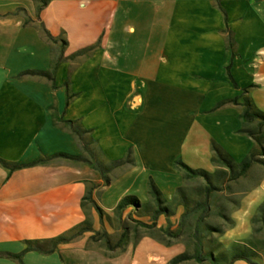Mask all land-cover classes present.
I'll return each mask as SVG.
<instances>
[{
	"label": "crops",
	"instance_id": "obj_1",
	"mask_svg": "<svg viewBox=\"0 0 264 264\" xmlns=\"http://www.w3.org/2000/svg\"><path fill=\"white\" fill-rule=\"evenodd\" d=\"M36 8L34 0H0V160L28 164L53 154L79 155L59 121H77L88 130L103 160L120 158L130 149L141 170L167 175L176 173V158L196 159L209 174L218 169L209 162L210 142L234 163L256 150L237 133L239 107L212 109L248 87L251 104L264 113V0H46L38 13ZM224 30L231 36V58ZM89 47L85 55L69 59ZM227 65L236 89L225 76ZM50 67L52 89L44 78L20 76ZM63 82L75 94L66 105ZM99 186V175L87 165L61 158L10 172L0 167V264H17L3 255L18 254L23 241L53 238L88 217L96 231V215L83 195L88 192L109 217L114 207L100 205ZM215 197L224 201L218 208L225 222L233 224L216 241L246 239L251 232L246 220L264 200V167L252 163ZM231 199L237 203L231 206ZM181 212L177 207L167 219L158 216L151 229L138 227L149 234L132 242L128 233L111 251L89 242L91 234L85 232L50 254L25 252L20 264H120V252L126 250L125 262L135 264V254L149 242L162 245L167 260L190 253L185 235L182 243L166 245L150 236L166 221L169 229L177 224ZM213 214L215 224L223 223ZM124 215L133 226L135 221L151 223L149 215L130 208L120 221ZM254 222L264 234L260 221ZM236 225H243V231L238 233ZM103 229L113 234L105 222ZM263 255L264 249L256 264H264Z\"/></svg>",
	"mask_w": 264,
	"mask_h": 264
},
{
	"label": "trees",
	"instance_id": "obj_2",
	"mask_svg": "<svg viewBox=\"0 0 264 264\" xmlns=\"http://www.w3.org/2000/svg\"><path fill=\"white\" fill-rule=\"evenodd\" d=\"M37 3L36 13L45 5L46 0H34ZM223 14V13H222ZM224 18V17H223ZM224 47L230 53V58L233 57L232 42L229 32L223 31ZM45 37L48 41H54L53 38L45 33ZM92 47L78 50L74 52L69 59L85 55ZM227 80L231 83L232 87L236 89L233 81L228 74V65L224 69ZM52 68L47 72L40 71H27L22 72L20 76L27 77H41L49 83V88L52 87ZM62 88L64 91V105L69 100L75 97V94L69 93L67 82H63ZM248 88V87H247ZM247 88L239 89V94L234 96L230 100H223L215 104L212 110L220 108L224 105L237 106L240 109L238 114V120L240 123V129L237 130L238 134L244 135L249 138L254 146L255 151L248 152L238 163H234L222 150L210 142L209 147L211 151V157L209 162L211 165L217 167L212 173L200 169H191L184 165L178 158L172 161V167L174 170L181 174L184 180H200V187L196 190L199 199L191 200L186 195L182 188L176 187V199L177 204L181 205L182 212L178 217L176 228L169 229V223L166 221V225L163 229H157L159 234L165 237L169 241L177 240L180 236H186V244L191 248L190 253L182 252L173 256L168 264H176L183 260H193L197 263L207 264H231L235 260H241L246 264H255L252 259L255 258V252L250 247L251 243L247 242L246 245L231 243L228 250H223L222 246L212 237L213 234H221V229L217 225H211L205 222L206 217L211 214L210 204L212 199L216 198L215 193L221 190L225 183L234 182L248 169L252 163H257L264 167V139L261 136L264 129V113L257 111L251 104L250 99L247 97ZM68 131L69 135L75 140L79 147L80 154L77 156H66L64 154H53L43 159L35 160L28 164H7L0 160V167L7 169V171H13L20 168H26L33 165L44 163L50 159L61 158L69 160L74 163H82L87 165L90 169L96 172L101 180V185L107 184V177L105 176L106 168L101 164L105 160L101 159L99 152L95 147V142L90 138L89 131L80 127L77 121H59ZM130 155V149L125 151L124 159ZM257 157H261L257 159ZM132 160H118L112 162L113 166L122 164H131ZM147 195L148 199L152 203V208L149 211V217L151 219L150 224H143L135 221L134 226L151 229L154 227V222L158 216H163L165 219L171 216V213L165 206L164 201L161 198L159 190L154 186L152 181L147 178ZM82 200L94 211L97 218L98 229L96 231L91 230V223L84 219L78 225L73 226L69 230L49 239L43 240H25L23 241L24 248L18 254H4L3 257L20 264V258L25 252H36L39 254H50L56 246L59 244H65L72 239L80 236L82 233L91 232L89 241L101 242L102 247L105 250L111 251L112 249L120 247L124 243L125 232L124 225L120 222L121 230L117 241L114 244L109 243V236L103 229V222L110 224L111 217L107 216L102 210L96 206V204L90 199L89 193H85ZM235 205L236 202L230 200ZM148 205H141L134 196L121 197L112 209V213L116 216L115 221H118V217L126 208H130L132 211L140 214H146ZM145 210V211H144ZM142 213H141V212ZM256 219L260 221V225L264 228V200L255 209ZM223 208L217 207L215 214L219 215L221 219H224ZM114 220V218H113ZM264 262V255H263Z\"/></svg>",
	"mask_w": 264,
	"mask_h": 264
},
{
	"label": "rangeland",
	"instance_id": "obj_3",
	"mask_svg": "<svg viewBox=\"0 0 264 264\" xmlns=\"http://www.w3.org/2000/svg\"><path fill=\"white\" fill-rule=\"evenodd\" d=\"M90 133V132H89ZM210 150V147H209ZM125 153L120 158H109L106 157L104 162H101V164L107 169L105 172V176L107 177V184L98 188L96 192V198L98 199L100 205L104 208H110L115 205V203L123 196H134L137 200H139V203L141 205H148L147 211L144 212L146 215L149 214L150 209L152 208V203L148 199L147 195V178H149L154 186L159 190L161 198L164 201V206L171 212L175 213V210L177 207L181 208V205L177 204L176 193L175 188L180 187L183 189L184 193L188 195V197L193 199H199L197 196L196 190L198 187H200V180H184L181 177V174L176 171L174 174H168L159 172V171H151V170H141L140 167L136 164H134V160L132 158V155L130 154L126 159H124ZM211 157V155H210ZM132 160L131 164H122L113 166L111 163L118 161V160ZM180 160V159H179ZM240 161V160H239ZM184 165L191 169H202V166L200 165V161L196 159L187 160V162H183L180 160ZM173 168V167H172ZM92 170V169H91ZM205 171V170H203ZM212 204L216 203L215 206H212L211 214L206 217L205 222L211 225H217L221 229L222 233H224L227 229L231 228L233 224H230L227 220L225 222L224 219L221 220L220 224H215L214 222L218 219L214 216V212L217 211V207L223 204L224 201H220L216 198L212 199ZM231 201L236 202L234 199ZM219 203V204H218ZM231 203V202H229ZM211 205V204H210ZM231 206L234 205L233 203L230 204ZM145 211V210H144ZM141 212V211H140ZM143 212V211H142ZM141 212V213H142ZM110 217L112 218L110 220V224L106 223V226L109 227V229L113 230V234L109 236V243L111 244L115 237L120 234L121 226L120 222L124 225L125 229V239H127V234L131 233L132 235V242L133 238L138 239L143 234L148 235L149 233L143 232L140 230V228L133 226L129 223V218H127L124 215V218L122 221H120V217H118V221H115V217L112 213V209L109 211ZM139 213V212H138ZM137 213V214H138ZM140 214V213H139ZM252 216L247 218L246 222L248 224V228H251V232L249 236L244 240H237L232 239L231 237H227L226 239L221 238L219 244H224L225 247L223 250H228V247L231 243H237V244H244L246 245L247 242L251 243V248L255 252V258L252 259V261L256 264V260L259 259L257 257V253H262V250L264 249V234L262 231H259V225L254 222L256 220V211L254 210L251 214ZM114 218V220H113ZM221 218V217H220ZM89 221V217L86 219ZM90 222V221H89ZM243 225H236L235 230L239 233L243 231ZM176 228V224H172L170 226V230H173ZM92 234L91 232H88ZM151 239L159 242L161 244H168V241L165 237H163L156 229H152L150 233ZM219 236V235H218ZM218 236L216 235V240L218 239ZM184 237V236H183ZM180 236L177 240L169 241V243L172 242H183L184 238ZM232 238H234L232 236ZM90 242V241H89ZM186 242V241H185ZM94 244V242H91ZM99 246L102 247L101 242H98ZM188 245V244H187ZM186 245V247H187ZM146 249L138 250L135 254V264H168L169 260L173 257H170L168 260L166 256L160 251V248H163L161 245H155L154 243H147L145 245ZM170 246V245H169ZM167 247V246H166ZM188 248V247H187ZM121 254V263L120 264H127L125 262L126 256H128V250L125 252H120ZM177 255V254H176ZM175 256V254H174ZM150 257L151 262H149ZM154 259H156V262H154ZM164 259V261H162Z\"/></svg>",
	"mask_w": 264,
	"mask_h": 264
}]
</instances>
